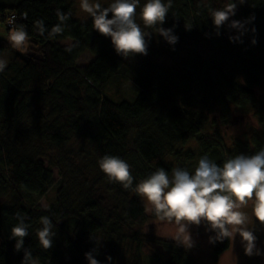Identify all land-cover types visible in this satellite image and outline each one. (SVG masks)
Masks as SVG:
<instances>
[{
    "label": "trees",
    "instance_id": "trees-1",
    "mask_svg": "<svg viewBox=\"0 0 264 264\" xmlns=\"http://www.w3.org/2000/svg\"><path fill=\"white\" fill-rule=\"evenodd\" d=\"M145 2L140 0L136 22L152 34L146 60L132 69L116 54L111 38L93 29L90 16L83 21L71 15L64 33L51 39L36 32V20L43 19L49 31L58 23L56 9L72 14L71 0H0V23L10 30L6 18L14 15L17 24L26 26L31 44L22 54L0 38V58L9 61L0 73V264H21L24 258L23 249L16 251V240L10 239L17 211L30 218L23 248H30L39 264H88L84 254L93 248L101 264H198L175 241L144 238L138 232L132 235V255H118L114 248L123 228L158 219L145 213L134 191L109 182L98 161L106 154L127 161L135 187L158 168L170 176L175 167L193 173L205 154L222 166L229 157L252 155L264 147V96L259 100L254 91L264 78V0H245L231 17L244 21L255 15L245 25L242 43L230 42V36L240 33L227 25L217 35L211 19V10L228 0H173L162 27L174 29L179 37L174 46L155 28L144 27L140 11ZM68 38L69 45L60 42ZM77 41L71 52L65 51ZM186 42L203 45L208 57L192 53L176 67L152 62ZM85 51L93 56L91 62L77 66ZM119 70L132 78L137 91L133 101L104 94L105 84ZM234 112L255 115L260 128L229 146L218 125H228ZM52 149L60 154L53 164L58 181L40 159ZM51 190L54 200L46 210L39 200ZM43 215H50L56 226L48 250L36 236ZM95 237L102 240L97 243ZM145 241L154 242L167 257L142 258ZM228 244L227 238L210 243L214 261Z\"/></svg>",
    "mask_w": 264,
    "mask_h": 264
},
{
    "label": "clouds",
    "instance_id": "clouds-1",
    "mask_svg": "<svg viewBox=\"0 0 264 264\" xmlns=\"http://www.w3.org/2000/svg\"><path fill=\"white\" fill-rule=\"evenodd\" d=\"M244 3L245 0H228L223 7L211 10L210 15L217 35H220L219 29L227 25L240 33L239 36H230V42L242 43L240 36L248 31L245 25L254 21L255 15L253 13L244 21L231 17L236 15L238 7ZM172 6L173 0H146L140 11V19L145 28H155L167 43L174 46L179 41L174 29L162 27ZM138 7H141L140 0H112L106 7L100 0H80L81 10L92 18L93 29L104 37H110L116 54L125 59L136 54H148L152 33L143 30L136 22ZM109 13L112 14L111 18ZM55 15L58 23L50 31L45 27L43 19L34 21L36 32L45 39L62 35L72 14L70 11L56 9ZM6 19L10 25L7 37L9 44L20 53L27 54L30 40L26 26L17 24L14 15ZM190 28L186 26V29ZM252 31L255 32L254 27ZM78 43L77 41L70 45L65 51L71 52ZM255 43L256 40L253 39L252 44ZM8 62L7 58H0V73L5 71ZM98 164L109 182L119 183L125 190L134 191L146 201L147 212L161 222L175 225L172 239L178 245L192 248L195 241L190 228L203 224L206 231L214 232V235L209 236V243L222 242L226 238L233 239L239 234L245 242L247 256L264 255L257 247L258 238L254 235L253 228L249 227V216L243 211L251 202L252 216L264 225V147L252 155L238 154L229 157L222 166L205 154L199 158L193 173L186 168L175 167L170 176L164 168H158L136 183L135 187L131 165L124 159L106 154L100 158ZM45 208L47 210V206ZM13 218L17 223L11 228L10 239L16 240V251H24L21 264H39L31 249L23 248L25 237L30 235L31 224L26 223L30 218L19 211L13 214ZM39 223L41 227L36 230L39 245L44 250L51 249L56 226L50 215L41 216ZM95 239L97 243L102 240L101 237ZM94 254L98 255L97 248L84 254L88 264H101L94 258ZM106 260L111 262L112 257L107 256Z\"/></svg>",
    "mask_w": 264,
    "mask_h": 264
},
{
    "label": "rangeland",
    "instance_id": "rangeland-1",
    "mask_svg": "<svg viewBox=\"0 0 264 264\" xmlns=\"http://www.w3.org/2000/svg\"><path fill=\"white\" fill-rule=\"evenodd\" d=\"M103 6H108L112 0H100ZM71 10L72 16L75 19L79 20H87L89 15L83 12L80 8V0H71ZM9 30H6L4 25L0 23V38L7 39ZM71 38L60 40L62 44L69 45L71 43ZM31 44H29V47ZM10 48L15 52L17 50L13 49L10 45ZM19 52V51H17ZM195 53L200 54L203 57H208V52L205 47L201 44H192L190 42H186L181 44L176 48L173 52H165L161 54L158 58L152 60V62H156L165 67H176L181 59L186 58L188 55ZM264 57V53L262 54ZM93 56L90 55L87 51L83 52L78 60L76 61V65H87L91 62ZM146 60V56L137 57V58H127L126 64L128 67L134 69L139 66L141 61ZM104 94L107 98L116 101H133L136 95L135 85L132 81V78L128 76V74L124 70H119L113 75L112 78L105 84ZM255 94L259 100L263 99L264 96V78L262 80V85L258 88H255ZM233 118L228 125H218L220 133L224 138L226 145H231L235 139H244L247 137L254 129H259L257 118L255 115L251 113H239L234 112L232 115ZM72 147H74L71 144ZM69 148V147H67ZM60 157L58 150H47L42 152L40 159L43 160L44 165L48 166L52 170L53 178L56 181L58 178V170L57 167L53 166L55 162H57V158ZM53 190H51L44 198L39 200V205L41 208H45V206H49V203L54 200L53 199ZM139 196V195H138ZM144 206H146V201L139 196ZM249 216V227L253 228L254 235L257 236V247L264 253V225H261L258 221L254 219L252 216V203L250 202L248 207L244 208ZM147 215L150 212L145 210ZM175 225L167 224L165 222H161L158 220L148 221L141 226H135L133 228H123L121 240H117L115 244L114 250L119 253L118 255H124L125 257H130L135 250V240L132 238L134 232H138L144 238H152L157 237L160 239H169L174 242L172 239L175 234ZM190 232L193 240L195 241L194 246L190 249H186L187 253L190 257L193 258L195 262L198 264H264V255H253L251 257L245 254L244 243L242 238L237 234L233 239H229V246L225 251H223L216 261H214L212 256V247L209 243L210 232L206 231L205 226L202 224L201 226H191ZM182 246V245H180ZM141 248V257L146 259H153L154 254H158L163 261L165 257H167L166 252L162 251V249L157 246L154 242L145 241L140 246Z\"/></svg>",
    "mask_w": 264,
    "mask_h": 264
},
{
    "label": "built area",
    "instance_id": "built-area-1",
    "mask_svg": "<svg viewBox=\"0 0 264 264\" xmlns=\"http://www.w3.org/2000/svg\"><path fill=\"white\" fill-rule=\"evenodd\" d=\"M11 16H13V15H11ZM23 17H24V16H22V18H23ZM7 26L10 27V25H8V23H7Z\"/></svg>",
    "mask_w": 264,
    "mask_h": 264
}]
</instances>
